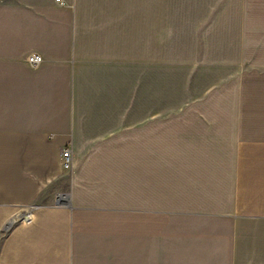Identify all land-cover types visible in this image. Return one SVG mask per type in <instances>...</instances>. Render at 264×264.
<instances>
[{"label":"crops","instance_id":"0c3cea01","mask_svg":"<svg viewBox=\"0 0 264 264\" xmlns=\"http://www.w3.org/2000/svg\"><path fill=\"white\" fill-rule=\"evenodd\" d=\"M175 9L0 0V264H264V0Z\"/></svg>","mask_w":264,"mask_h":264},{"label":"rangeland","instance_id":"374dc122","mask_svg":"<svg viewBox=\"0 0 264 264\" xmlns=\"http://www.w3.org/2000/svg\"><path fill=\"white\" fill-rule=\"evenodd\" d=\"M189 0H163V6H164V27L166 30H172L174 22L172 20L171 13L173 11V8L177 6V9L174 10L173 17H181L183 19V24L186 26L189 25H195L198 23V19L200 18V15L204 13L205 11H208L209 8L213 3H215L216 0H190L192 1L193 5L188 10H183L184 7L187 6V2ZM179 4V5H178ZM172 35H170L167 38V41L165 42V45H171L172 41Z\"/></svg>","mask_w":264,"mask_h":264},{"label":"built area","instance_id":"2783aa9c","mask_svg":"<svg viewBox=\"0 0 264 264\" xmlns=\"http://www.w3.org/2000/svg\"><path fill=\"white\" fill-rule=\"evenodd\" d=\"M60 1V0H57ZM28 63L30 65L31 68L33 69H38L40 68L43 63L45 62V58L43 57L42 54L37 53V52H33L30 53L27 57ZM62 165L63 168L65 170H69L72 168L73 165V152H72V148L70 145L66 146L63 150H62ZM21 219H25L26 221H31V216L29 215L28 217H20L19 220Z\"/></svg>","mask_w":264,"mask_h":264},{"label":"water","instance_id":"95a60500","mask_svg":"<svg viewBox=\"0 0 264 264\" xmlns=\"http://www.w3.org/2000/svg\"><path fill=\"white\" fill-rule=\"evenodd\" d=\"M62 199H63V197H62V196H61V197H59V200H62ZM59 200H58V201H59Z\"/></svg>","mask_w":264,"mask_h":264}]
</instances>
